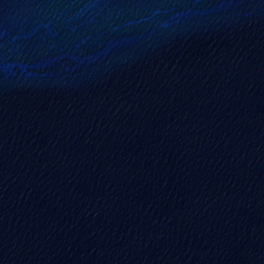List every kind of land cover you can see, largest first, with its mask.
I'll return each mask as SVG.
<instances>
[{
	"label": "water",
	"instance_id": "95a60500",
	"mask_svg": "<svg viewBox=\"0 0 264 264\" xmlns=\"http://www.w3.org/2000/svg\"><path fill=\"white\" fill-rule=\"evenodd\" d=\"M0 264H264V0H0Z\"/></svg>",
	"mask_w": 264,
	"mask_h": 264
}]
</instances>
